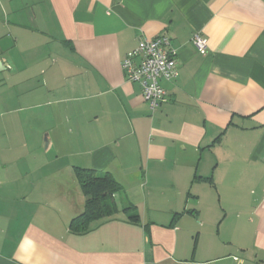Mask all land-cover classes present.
Wrapping results in <instances>:
<instances>
[{
    "label": "crops",
    "instance_id": "0c3cea01",
    "mask_svg": "<svg viewBox=\"0 0 264 264\" xmlns=\"http://www.w3.org/2000/svg\"><path fill=\"white\" fill-rule=\"evenodd\" d=\"M161 34L150 109L121 61ZM77 168L121 185L81 233ZM0 264H264V0H0Z\"/></svg>",
    "mask_w": 264,
    "mask_h": 264
},
{
    "label": "built area",
    "instance_id": "2783aa9c",
    "mask_svg": "<svg viewBox=\"0 0 264 264\" xmlns=\"http://www.w3.org/2000/svg\"><path fill=\"white\" fill-rule=\"evenodd\" d=\"M192 43L199 53H206V39L202 35L194 33ZM121 68L128 81L140 85L143 99L150 109L157 108L167 99L162 82L178 76L175 51L171 49L170 38L165 34L140 38L136 47L121 61Z\"/></svg>",
    "mask_w": 264,
    "mask_h": 264
},
{
    "label": "trees",
    "instance_id": "16d2710c",
    "mask_svg": "<svg viewBox=\"0 0 264 264\" xmlns=\"http://www.w3.org/2000/svg\"><path fill=\"white\" fill-rule=\"evenodd\" d=\"M76 178L85 197L83 211L71 220L70 228L76 233L87 231L91 224L109 218L119 211L115 194L121 185L109 172L97 173L90 168H77ZM134 205L124 207L122 211L132 213ZM129 219L138 220V215L130 214Z\"/></svg>",
    "mask_w": 264,
    "mask_h": 264
},
{
    "label": "rangeland",
    "instance_id": "374dc122",
    "mask_svg": "<svg viewBox=\"0 0 264 264\" xmlns=\"http://www.w3.org/2000/svg\"><path fill=\"white\" fill-rule=\"evenodd\" d=\"M44 144H45V143H44ZM44 144H43V148H45Z\"/></svg>",
    "mask_w": 264,
    "mask_h": 264
}]
</instances>
